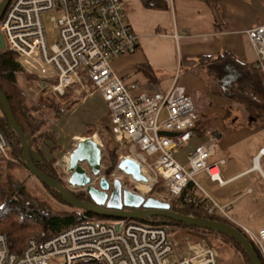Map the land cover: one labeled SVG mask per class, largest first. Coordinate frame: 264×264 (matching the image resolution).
Masks as SVG:
<instances>
[{
    "label": "built area",
    "instance_id": "2783aa9c",
    "mask_svg": "<svg viewBox=\"0 0 264 264\" xmlns=\"http://www.w3.org/2000/svg\"><path fill=\"white\" fill-rule=\"evenodd\" d=\"M48 11L54 13L51 20L57 33L51 45L42 17ZM0 31L6 49L17 55L20 66L38 76L40 92L56 97L68 91L85 98L101 95L112 135L131 145L133 150L125 157L136 160L142 173L152 178L151 188L162 179L165 194L177 197L188 185L200 188L195 177L201 172L220 185L225 183L220 175L225 159L210 161L216 148L213 137L190 153L187 164L174 157L191 139L199 120L186 86L175 80L166 91L138 92V84L129 85L114 69L116 57L133 54L140 46L122 0H10L0 19ZM247 34L263 60L264 24L249 28ZM175 37L178 39L177 34ZM9 151L10 141L0 129V158L9 157ZM195 206L229 219L264 260V225L257 230L242 225L212 198L208 203L200 198ZM56 259L62 264L82 260L219 264V253L205 239L189 240L181 250L167 225L129 219H86L45 240L29 237L21 252L10 250L7 236L0 234V264H50Z\"/></svg>",
    "mask_w": 264,
    "mask_h": 264
},
{
    "label": "crops",
    "instance_id": "0c3cea01",
    "mask_svg": "<svg viewBox=\"0 0 264 264\" xmlns=\"http://www.w3.org/2000/svg\"><path fill=\"white\" fill-rule=\"evenodd\" d=\"M166 1L167 9H153L142 0H122L140 46L133 54L116 57L113 67L126 83L138 84V92L166 91L175 80L186 86L200 115L192 135L200 139L196 147L213 137L216 148L210 161L225 159L220 166L225 183L220 185L201 172L197 175L203 182H198L200 188L193 187L195 192L207 203L212 198L233 213H244V220L260 228L264 225V120L227 99L212 77L195 65L200 55L228 50L264 72V59L260 60L247 34L249 28L264 24V0ZM141 65L151 66L158 81H150L139 69ZM74 111L70 119L76 116ZM43 150L50 158L49 149L48 153Z\"/></svg>",
    "mask_w": 264,
    "mask_h": 264
},
{
    "label": "trees",
    "instance_id": "16d2710c",
    "mask_svg": "<svg viewBox=\"0 0 264 264\" xmlns=\"http://www.w3.org/2000/svg\"><path fill=\"white\" fill-rule=\"evenodd\" d=\"M142 2L148 8H168L166 0H142ZM16 58L17 55L7 49L0 51V89L8 97L12 111L22 130L25 134L31 136V149L37 151L42 157V160L36 163V167L43 173L64 184L58 175L55 158H47L43 150V146H47L51 155L56 154L58 151L57 139L55 138L54 132L49 133L44 130L48 124L47 121L38 115V108L30 105L22 92L16 89L19 80L17 72L21 71V66ZM195 67L196 70L210 75L214 83L220 88L221 93L227 99L241 106L248 115L260 121L264 120V72L259 65L244 63L238 60L231 51L224 50L217 54L198 56ZM139 69L144 72L150 81H158L159 78L151 66L141 65ZM37 79L38 76L34 75L32 81L36 82ZM78 102L79 100L76 101V104ZM39 105L38 107L40 109L51 111L53 117L57 120L65 114L63 106L50 95L42 94ZM198 125L199 120L194 127V132ZM88 127L91 133L95 132V128L92 125ZM103 127V131L107 134L111 133L110 124ZM0 129L4 131L10 141L11 154L21 161L22 147L20 139L9 125L4 114L0 117ZM106 149L109 152V161L111 163L106 172L110 174L118 163L117 150L109 145H107ZM5 166L10 170V174L6 180L3 178ZM19 167V165L0 158V234L7 236L10 250L21 252L27 239L31 236L39 240H45L86 219H109L68 205L56 189L43 184L58 202L67 205L69 209H56L52 207L47 201L42 200L39 196L30 192L23 185L22 180L11 172V170L13 172L16 171ZM163 188H165L164 182L162 179H159L149 193V196L160 200H167L170 203V209L172 211L228 223L241 230L229 219L219 214H209L202 208L196 207L195 201L200 196L197 195L191 185L183 188L181 194L173 198L165 197ZM71 193L78 199L88 201L84 191H71ZM139 222L180 227L182 229V243H185L187 239L194 242L210 237H220L224 241L230 242L240 252L246 263L251 264L243 246L229 235L219 233L213 229L187 226L183 222L163 216L147 217L145 220ZM257 253L259 255V252ZM259 257L264 264L262 257L260 255ZM76 264L105 263L97 260H82Z\"/></svg>",
    "mask_w": 264,
    "mask_h": 264
},
{
    "label": "rangeland",
    "instance_id": "374dc122",
    "mask_svg": "<svg viewBox=\"0 0 264 264\" xmlns=\"http://www.w3.org/2000/svg\"><path fill=\"white\" fill-rule=\"evenodd\" d=\"M53 14L54 13L52 11H48L44 12L42 15L47 41L49 45L53 44L57 40V33L51 20V16ZM5 49H0V51H3ZM27 64L30 65L29 62ZM34 75H36L34 72H28L21 67V71L17 72L19 80L16 85V89L22 92L23 96L29 102L30 105H32L34 108H38V115L47 121L48 124L46 125L44 130L49 133L54 132L56 136L55 138L57 139L58 147V151L56 152V154L49 155V153L47 152L49 148L47 146H43V148L45 149L46 153H48L47 155L50 158H55V165L58 170V175L62 179L64 184L70 185L68 183L69 172L65 157H68L70 152L74 149L79 137H94V139L98 141V143L103 149L102 175L106 176L109 181H113L115 178H119L122 181L124 187L140 193L139 189L137 188L138 186L135 183L136 181L131 176L126 175L122 170L118 168V164L121 159L126 155L131 154V151L133 150L131 145L128 143H122L116 140L112 133L107 134L105 131H103V126L109 125L110 121L107 116L106 104L101 95L99 93H95L94 96L85 98L84 95L74 96L72 91H68L64 96L56 97L52 93H47L44 91L40 92L38 87L39 78L36 82L32 81ZM42 94L52 96L58 103L63 106V111L65 112V114L62 118L57 120L53 117V113L51 111H44L43 109H40L38 107L40 106L39 103L40 99L42 98ZM78 100L79 102L76 104V101ZM196 106L198 109L197 103ZM74 109V115L76 116H74L73 119H70V117H72L70 116V113ZM2 116V108L0 106V117ZM205 122L206 121L203 116L202 124H205ZM89 125H92V127L95 128L94 133H91V131L88 130ZM199 143L200 139L197 136L192 137V139L189 140L184 146L178 148L175 151L174 157L181 164H187L190 153L195 149L196 145H198ZM107 145L116 148L118 158V163L110 174H107L106 172L111 165L109 161V152L106 149ZM4 159L9 161L10 163L20 166L19 169L17 168V170L14 172L13 170H11V172L13 174H16V176H18L20 180H22L23 185H25L30 192L39 196L42 200L47 201L48 204H50L56 209H69L67 205H63L58 202L49 192V190L45 188L43 183H41V181H39L28 171L25 165L22 164V158L20 161L19 158L14 157L9 151V157ZM154 159V157L151 158V160ZM83 166L90 172V169L86 163H84ZM9 174L10 170L8 167L5 166L3 170L4 180L7 179ZM195 178L198 182H203L201 176L197 175ZM93 181L95 185H98L99 178L94 177ZM152 189L153 188H151L150 191L144 193L143 195L149 196V193L152 191ZM163 189V194L165 195V197L173 198L167 196L165 194V188ZM71 190L85 191L84 189L80 188H73ZM211 194L214 198L217 199L213 191H211ZM218 203L223 206L220 201ZM228 213L232 216H235V218H238V221L242 225L248 226L254 230L259 228L258 226H256V224H250L246 220H244V213H233L229 210ZM167 227L171 231L174 241L178 242L180 249H186L189 240L187 239L185 240V243H182V229L180 227H175L172 225H167ZM205 240L207 243L217 249L219 253V264H247L240 252L230 242H226L220 237H210L207 239L205 238ZM50 264L62 263L60 262V260L56 259L51 260Z\"/></svg>",
    "mask_w": 264,
    "mask_h": 264
},
{
    "label": "water",
    "instance_id": "95a60500",
    "mask_svg": "<svg viewBox=\"0 0 264 264\" xmlns=\"http://www.w3.org/2000/svg\"><path fill=\"white\" fill-rule=\"evenodd\" d=\"M10 0L0 1V19ZM6 44L0 31V49H5ZM0 106L9 125L18 135L22 147V164L28 171L43 184L56 189L64 201L75 208L84 209L93 214L109 219H130L143 221L147 217L163 216L183 222L187 226H198L213 229L219 233L235 238L245 249L251 264H263L261 258L247 237L236 227L207 218L181 214L170 209V203L152 196H145L123 186L119 178L112 182V188L106 176L102 175L103 149L94 137H83L69 154L68 183L63 184L53 177L43 173L36 167V163L42 160L40 154L31 149L32 139L25 134L12 111L6 94L0 89ZM163 134L173 136L176 133ZM86 163L90 172L83 166ZM118 168L135 181H147L142 173L140 164L130 158L122 159ZM99 178L98 185L93 178ZM84 189L91 201L78 199L71 193V189ZM128 208V209H124Z\"/></svg>",
    "mask_w": 264,
    "mask_h": 264
},
{
    "label": "bare ground",
    "instance_id": "6f19581e",
    "mask_svg": "<svg viewBox=\"0 0 264 264\" xmlns=\"http://www.w3.org/2000/svg\"><path fill=\"white\" fill-rule=\"evenodd\" d=\"M28 62H25L26 65ZM80 140V139H79ZM65 161L68 166V161H69V156L65 157ZM144 174V173H143ZM148 180L147 181H136L135 183L137 184V188L139 189L140 193L144 194L147 193L148 191L151 190V185H152V178L149 175L144 174Z\"/></svg>",
    "mask_w": 264,
    "mask_h": 264
},
{
    "label": "flooded vegetation",
    "instance_id": "af4514ba",
    "mask_svg": "<svg viewBox=\"0 0 264 264\" xmlns=\"http://www.w3.org/2000/svg\"><path fill=\"white\" fill-rule=\"evenodd\" d=\"M112 182H113V181H109L111 188H112ZM70 191H74V192H75V190H70ZM79 191H83V190H79ZM84 192H85V191H84ZM85 196H86V198L88 199V201H91L90 197L88 196V194H87L86 192H85ZM124 209H128V208H124Z\"/></svg>",
    "mask_w": 264,
    "mask_h": 264
}]
</instances>
